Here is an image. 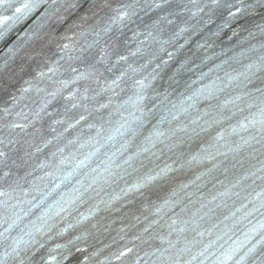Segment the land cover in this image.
I'll use <instances>...</instances> for the list:
<instances>
[{
	"label": "snow or ice",
	"instance_id": "obj_1",
	"mask_svg": "<svg viewBox=\"0 0 264 264\" xmlns=\"http://www.w3.org/2000/svg\"><path fill=\"white\" fill-rule=\"evenodd\" d=\"M0 264H264V0H0Z\"/></svg>",
	"mask_w": 264,
	"mask_h": 264
}]
</instances>
